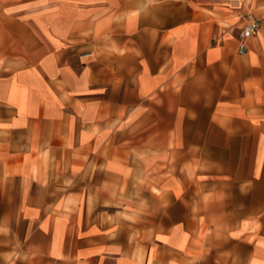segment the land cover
Segmentation results:
<instances>
[{
    "label": "crops",
    "instance_id": "crops-1",
    "mask_svg": "<svg viewBox=\"0 0 264 264\" xmlns=\"http://www.w3.org/2000/svg\"><path fill=\"white\" fill-rule=\"evenodd\" d=\"M200 216L264 264V0H0V264H193Z\"/></svg>",
    "mask_w": 264,
    "mask_h": 264
},
{
    "label": "built area",
    "instance_id": "built-area-1",
    "mask_svg": "<svg viewBox=\"0 0 264 264\" xmlns=\"http://www.w3.org/2000/svg\"><path fill=\"white\" fill-rule=\"evenodd\" d=\"M258 23V20L255 18L249 19L246 25L238 30L235 37L237 42V54L241 55L246 53L247 41L256 34L259 25Z\"/></svg>",
    "mask_w": 264,
    "mask_h": 264
},
{
    "label": "rangeland",
    "instance_id": "rangeland-1",
    "mask_svg": "<svg viewBox=\"0 0 264 264\" xmlns=\"http://www.w3.org/2000/svg\"><path fill=\"white\" fill-rule=\"evenodd\" d=\"M199 227L196 230V233L194 235V240H193V250H189L187 252L189 257L193 258V264H195L196 262H199V259L201 257V250H202V240L203 238L206 236V234H208V228H207V223L205 221V218L203 217H199ZM212 224V223H211ZM213 225H215V223H213ZM212 226V225H211ZM214 231H216L214 229ZM211 264V262H210Z\"/></svg>",
    "mask_w": 264,
    "mask_h": 264
}]
</instances>
